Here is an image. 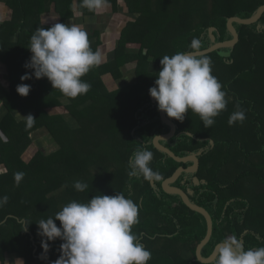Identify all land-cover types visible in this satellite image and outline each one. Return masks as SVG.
Instances as JSON below:
<instances>
[{"label":"trees","instance_id":"trees-1","mask_svg":"<svg viewBox=\"0 0 264 264\" xmlns=\"http://www.w3.org/2000/svg\"><path fill=\"white\" fill-rule=\"evenodd\" d=\"M28 1L14 3V19L7 26L13 28L12 33L20 32L17 41L10 43V30L0 27L12 82L11 95L3 89L0 97L11 96L27 116L36 119L31 127L26 126L25 120L17 123L11 114L0 122V130L13 139L9 148L14 156L10 172L0 176V197H8L0 207V243L10 246L8 251L18 252L27 262L54 264L62 254V241L49 242L45 253L35 223L54 217L62 209L49 195L60 193L68 203H86L93 196L120 192L139 205V223L132 231L152 254L148 264H203L197 259L196 250L207 235L205 218L190 210L180 196L168 194L162 187L180 167L188 168L193 162H176L155 148V137L169 133L170 127L162 121L157 102L150 99L149 88L154 86L164 55L193 52L189 47L193 38L201 41L199 51L210 48L211 28L216 29L213 35L217 43L231 40L228 20L250 19L264 0H211L212 7L208 9L203 0H172L175 3L167 7L173 6L175 12L165 15L151 10H162L159 5H166L168 0H109L116 4V12L119 5L127 7L131 18L121 32L117 50L104 56L98 67L82 77L91 88L76 99L64 97L47 78L20 79L33 71L24 67L31 56L27 48L30 37L37 27H51L38 22L44 11L36 6L43 1ZM193 1L199 5L193 6ZM57 3L63 19L70 20L75 16L73 6L76 4L78 10L80 0ZM212 14L215 17L209 19ZM234 26L239 43L232 49L205 55L210 57L212 75L222 84L229 101L226 110L214 118L218 124L209 131L194 113H186L182 122L168 117L176 124L177 133L162 142L180 158L192 155L199 159L198 171L182 173L173 186L188 193L192 203L205 208L212 217L213 234L202 250L204 258L210 257L228 236L238 238L245 250L264 246V14L256 24ZM100 32L88 34L89 39L98 38L90 43L93 50H100L102 45ZM157 37L164 40L160 42V53L153 55L150 62L152 51L146 38ZM131 45L140 49L134 62L136 58L128 52ZM131 63L141 69L139 83L145 84L138 102L129 97V87L117 89L116 81H125V76H116L119 67L127 69ZM151 66L157 71L151 72ZM21 83L31 86L27 97L16 92ZM12 100L5 102L9 111L12 105L16 106ZM237 101L246 118L230 126L228 120L236 111ZM9 130L15 131L16 136L12 137ZM33 132L48 139L44 138L33 158L25 163L22 157L31 154ZM49 142L60 149L49 154ZM145 147L153 153L150 167L161 175L160 181L149 183L128 175L132 154ZM1 157L0 162L5 160L4 154ZM17 172L24 173L19 184L14 179ZM195 178L199 185L194 183ZM75 181L87 183L88 188L76 191ZM26 223L30 225L24 231ZM55 223L60 226L59 221Z\"/></svg>","mask_w":264,"mask_h":264},{"label":"clouds","instance_id":"clouds-1","mask_svg":"<svg viewBox=\"0 0 264 264\" xmlns=\"http://www.w3.org/2000/svg\"><path fill=\"white\" fill-rule=\"evenodd\" d=\"M108 6L109 0H80L74 14L82 16L84 9L100 14ZM45 22L42 19L41 24ZM189 47L193 52H176L160 59L161 69L154 86L149 88V95L167 117L182 122L185 114L191 112L200 117L205 128H210L215 123L214 118L226 110L229 101L222 84L212 75L210 57L195 54L202 47L201 41L193 38ZM27 48L31 56L24 67L33 71L22 75L21 81L33 76L47 78L53 89L69 99L89 92L91 85L82 77L105 59L99 49L91 48L84 25L76 23L37 27ZM30 90L31 86L25 83L16 87L22 97H27ZM235 107L236 111L228 120L230 126L246 118L239 101ZM24 118L27 127L36 120L32 115ZM152 159L153 153L146 147L137 149L128 162V175L149 183L160 181L161 175L150 167ZM23 177V172L14 174L17 184ZM73 188L83 192L88 184L75 181ZM7 201V196L0 197V207ZM55 221H59L60 226ZM35 223L45 253L49 251V242L62 241V254L54 264H148L151 259L150 250L132 231L139 223V205L123 193L93 196L86 203L73 200L54 217ZM28 225L25 224L24 231ZM16 261L23 264L19 259ZM214 264H264V246L245 250L238 238L228 236L218 244Z\"/></svg>","mask_w":264,"mask_h":264},{"label":"crops","instance_id":"crops-1","mask_svg":"<svg viewBox=\"0 0 264 264\" xmlns=\"http://www.w3.org/2000/svg\"><path fill=\"white\" fill-rule=\"evenodd\" d=\"M42 1H43L42 4H37V0H35L36 4L38 5V6H36V9L38 10V8H40L42 11H44L38 20L40 25H42L41 24L42 19L44 21H46L43 25L52 26L55 23H63V24L73 23L72 21L74 20L75 17H77L75 15L73 19L64 20L61 13H60V10H58L57 0H42ZM16 2L17 3L23 2V0H0V18L2 21V26L6 27V28H8L7 26L14 19V15H15L14 11L15 10H14L13 6H14V3H16ZM26 2L28 3L29 1L26 0ZM64 2H66V1H64ZM60 3H59V7L61 6ZM73 10L77 11V5L76 4L73 6ZM88 15H90L91 16L90 19L93 22H95V24H94L95 28H92L91 33L93 34L94 32L101 31L100 32L101 36H105V37H103L104 39L102 40V45L100 47V51L102 52L103 56L109 57V55L112 52H115V50H117L118 46H116L117 45L116 42L118 41L117 40L118 38L119 39L121 38V36L116 35V37L114 38V41L107 42V40H109V38L111 37V34L113 32L112 28L110 27L112 22H113V18L115 21L117 19H119V17H123V16L126 18L127 17L131 18L130 14L128 12V9H127V7H123L122 10L119 9V11L116 12V4L109 3L108 8L103 13L93 14V15L86 14L85 16H88ZM85 16H84V18L89 20ZM52 17H56V19H53ZM75 22L80 23V22H83V20H76ZM116 23H117V21H116ZM96 24L98 25V27H96ZM2 26H0V27H2ZM8 29L10 30L9 32H7L8 41H10V43L17 41V39L20 38V32L16 31L15 33H12L13 28H8ZM120 31L122 32L123 29H121ZM4 39H6V38H4ZM3 42H6V41H4L3 39H0V91L4 89L5 93H7L8 95H11V85H12L11 75H10L11 72H10V69L8 67V64H7L8 60H9V55H6V53H5ZM135 47H136V49H138L137 46H129L130 49H134ZM131 64H133V63H131ZM135 68H136V66H135ZM129 70H130V68L127 69L128 73H130ZM8 95H6V99H2L0 97V122L3 121L4 119H6L8 114H11V116H13V118L16 120L17 123H21L23 120H25L24 117L27 116L26 115L27 113H26V111L23 110L21 105H18L17 102L13 101L12 97L8 96ZM11 100L14 102V104H16V106L12 105V109H11V111H9L5 102L8 103V102H11ZM9 133L12 137L16 136L15 131L9 130ZM34 134H35V132H33V134H31V138L33 141L32 146H31V151H30L31 154H29L27 157L24 155L22 157L25 163H28L30 161L29 159L31 156L33 158V156L35 155V152H37L40 144L43 143L44 138L48 139L47 136H45L43 139H41L40 136H35ZM12 143H13V139L11 137L7 136L4 133V131L0 130V151H2V152H0V158H2L1 157L2 154H4V157H5V160L0 162V176H2V177L5 176V174L8 173V171L10 172V169H11L10 161L12 162L14 156L11 155L12 152L10 151L9 145L10 144L12 145ZM6 145L8 146V148L6 147ZM47 145H49V144H47ZM5 183H6V181L3 182V186ZM9 184H13V183L9 182ZM10 248H11L10 246H5L2 244V242L0 243V264H20V261H16L18 259L23 261V264H41L40 260H38V262H27L24 257L18 255V252L8 251Z\"/></svg>","mask_w":264,"mask_h":264},{"label":"water","instance_id":"water-1","mask_svg":"<svg viewBox=\"0 0 264 264\" xmlns=\"http://www.w3.org/2000/svg\"><path fill=\"white\" fill-rule=\"evenodd\" d=\"M263 14H264V5L261 6L257 10L256 14L253 17H251L250 19H241V18H238V17L230 18L228 20V23H227V28H228V31L232 35V40L225 41V42H222V43H217L216 42V38L213 35V32L216 31V29L215 28H211L209 30V33H210V38H211V42L213 43V46H211L210 48H208V49H206L204 51L196 52L195 54L196 55H209V54H211L213 52L220 51L222 49H231V48H233L239 42V34L236 31V28H235L234 25L235 24L244 25V26L253 25V24L257 23L260 20V18L262 17ZM150 99L152 100L153 103H156V101L151 96H150ZM160 116H161L162 121L167 126L170 127V132L167 133V134L155 137V139H154L155 148L158 149L160 152L166 153L168 156H170L176 162H179V163H187L189 161L193 162V166L192 167H189L187 169H184V168L181 167L175 172V174L171 178L165 180L163 182V184H162L163 190L166 193H168V194L180 196L181 199L183 200L184 204L190 210L199 213L200 215H202L205 218V220L207 222L208 231H207L206 238L197 247L196 256H197V259L201 263H203V264H211L216 259V248H217L218 245L216 246V248H215L214 252L212 253V255L210 257H208V258H204L202 256V250L208 244V242L210 241V239L212 237V234H213V220H212V217H211L210 213L205 208H203L201 206H198L197 204L192 203V201L189 198L188 193H186L184 190H182L179 187L173 186V184L180 178L182 173H195L198 170L199 159L196 156H192V155L188 156V157L180 158L173 151H171L169 148H167L166 146H164L162 144V142L169 141L170 139H172L176 135L177 126H176V124L173 121H171L167 117L166 113H163V112L160 111ZM194 183L196 185L200 184V182H199V180L197 178L194 179Z\"/></svg>","mask_w":264,"mask_h":264},{"label":"rangeland","instance_id":"rangeland-1","mask_svg":"<svg viewBox=\"0 0 264 264\" xmlns=\"http://www.w3.org/2000/svg\"><path fill=\"white\" fill-rule=\"evenodd\" d=\"M132 1V0H131ZM134 1V0H133ZM167 0H163V2L165 3ZM188 1H190V0H186V1H184V3H187ZM202 1V0H201ZM168 2L169 3H166V5H159V7L162 9V10H159V8H155L153 11L151 10V12L152 13H156V14H158V12H160L161 14H163V15H165V14H171V13H174L175 12V10H174V8H173V6L171 7V9H169V7H167V6H170V5H173V3H175L174 1H172V0H168ZM203 2V4L204 3H206L207 2V4H205L206 5V8L208 9V8H210V7H212V1L211 0H203L202 1ZM193 6H198L199 4H195L194 3V1H193ZM202 5V4H201ZM204 5V6H205ZM138 7L140 6V5H137ZM119 7H120V9L122 10L123 9V7L124 6H122V5H119ZM195 8V7H194ZM206 8H204V10H206ZM75 11V10H74ZM206 13V12H205ZM204 13V14H205ZM86 14H88V13H83V15L82 16H79V17H75L74 18V20L72 21L73 23H76L75 21L76 20H83V22H80L81 24H83L84 25V27H85V30L87 31V34H89V33H91L92 32V28H95V26H94V24H95V22H93L91 19H90V15H88V16H86L89 20H87L86 18H84V16L86 15ZM117 15V14H116ZM203 15V14H202ZM202 15L200 16V17H202ZM215 16H214V14H212L211 16H210V18L209 19H212V18H214ZM238 18H240V17H238ZM206 19V18H205ZM128 17L126 18V17H119V19H117L116 21H117V23H116V21L114 20V18H113V22H112V24H111V28H112V30H113V32H112V34H111V37L109 38V40H107V42H112V41H114V38L116 37V35L117 36H120L121 35V29H125L126 28V24H127V22H128ZM80 23H76V24H80ZM236 25V24H235ZM96 27H98V25L96 24ZM89 36V35H88ZM103 37H105V36H99V39L102 41L104 38ZM98 38H96V39H89V41H90V43H93V42H95L96 40H97ZM118 41L116 42V46H118V44H119V38L117 39ZM156 39H154V38H146V41H147V43H148V45H149V47H150V50L152 51V56L150 57L151 59H150V62L151 61H153V55H156L157 53H160V49H159V46H160V42L161 41H163L164 40V37H157V42L155 41ZM131 46H133V45H131ZM134 46H136V45H134ZM140 46V48H141V45H139ZM137 48L138 49H136V47L134 48V49H131L130 51H128V52H131L133 55H131L132 57H134L133 59H135V60H133V62L134 61H136L137 60V57L135 56V55H137V54H139V52H140V49H139V47L137 46ZM155 62V61H154ZM130 65V64H129ZM129 65H127V66H129ZM122 66V65H121ZM119 67V69H118V71H117V74H116V76L118 77L119 76V74H120V76H125V81L123 82H119V81H116V83H117V89L118 88H120V87H122V88H124V87H129L128 88V94L130 95L129 97H131L132 99H136L135 101H139V100H137L138 99V97L141 95V93H142V86H144L145 84L144 83H142V82H140L139 83V81H140V77H139V75L138 74H140V70H139V68H135V63H133V64H131L128 68H130V73H128L127 72V69H125V67ZM138 70V71H137ZM150 71L151 72H156L157 71V69H153L152 68V66H151V68H150ZM149 71V72H150ZM119 76V77H120ZM108 82H110V81H108ZM115 83V84H116ZM135 105H136V103H135ZM196 116L200 119V117L196 114ZM188 118H190V115H188L187 116ZM195 121L196 122H199V121H197V119H195ZM227 123V122H226ZM216 124H218V120L217 119H215V123L210 127V128H208V130L210 131V129H212V127H214V125H216ZM225 125V124H224ZM49 139H51V138H49ZM49 145H47V148H49L48 150H49V154H52L53 152H56L58 149H60L57 145H55V144H51L50 142L48 143ZM58 174V173H57ZM95 174V173H94ZM120 193V192H119ZM53 196H55L54 198H53ZM49 197H51V199L54 201V202H57V205H59L58 207H59V209L60 208H62L65 204H67L68 203V200H66V197H64L63 196V194H60V193H56V194H53V195H49Z\"/></svg>","mask_w":264,"mask_h":264},{"label":"bare ground","instance_id":"bare-ground-1","mask_svg":"<svg viewBox=\"0 0 264 264\" xmlns=\"http://www.w3.org/2000/svg\"><path fill=\"white\" fill-rule=\"evenodd\" d=\"M262 16H263V15H262ZM232 18H233V17H232ZM261 18H262V17H261ZM261 18H260V19H261ZM255 24H256V23H255ZM231 40H232V39H231ZM228 41H229V40H228ZM239 41H240V37H239ZM224 42H225V41H224ZM219 43H222V42H219ZM238 43H239V42H238ZM236 45H237V44H236ZM234 47H235V46H234ZM234 47H233V48H234ZM231 49H232V48H231ZM222 50H225V49H222ZM203 51H204V50H203ZM198 52H200V51H198ZM189 162H191V161H189ZM199 165H200V163H199ZM192 166H193V165H192ZM192 166H190V167H192ZM180 168H181V167H180ZM182 168L187 169V168H185V167H182ZM188 168H189V167H188ZM198 169H199V167H198ZM197 171H198V170H197ZM197 171H196V172H197Z\"/></svg>","mask_w":264,"mask_h":264},{"label":"built area","instance_id":"built-area-1","mask_svg":"<svg viewBox=\"0 0 264 264\" xmlns=\"http://www.w3.org/2000/svg\"><path fill=\"white\" fill-rule=\"evenodd\" d=\"M2 25V21H1V18H0V26Z\"/></svg>","mask_w":264,"mask_h":264},{"label":"flooded vegetation","instance_id":"flooded-vegetation-1","mask_svg":"<svg viewBox=\"0 0 264 264\" xmlns=\"http://www.w3.org/2000/svg\"><path fill=\"white\" fill-rule=\"evenodd\" d=\"M194 177H195V176H194ZM194 177H193V178H194Z\"/></svg>","mask_w":264,"mask_h":264}]
</instances>
